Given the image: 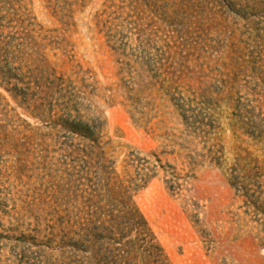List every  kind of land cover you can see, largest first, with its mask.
Returning <instances> with one entry per match:
<instances>
[{
	"label": "rangeland",
	"instance_id": "374dc122",
	"mask_svg": "<svg viewBox=\"0 0 264 264\" xmlns=\"http://www.w3.org/2000/svg\"><path fill=\"white\" fill-rule=\"evenodd\" d=\"M107 183L170 264H264V0H0V264Z\"/></svg>",
	"mask_w": 264,
	"mask_h": 264
},
{
	"label": "trees",
	"instance_id": "16d2710c",
	"mask_svg": "<svg viewBox=\"0 0 264 264\" xmlns=\"http://www.w3.org/2000/svg\"><path fill=\"white\" fill-rule=\"evenodd\" d=\"M241 117L237 116L238 121ZM87 128L73 125L69 130L82 137ZM231 129L234 133L237 124ZM108 184L81 195L72 194L74 206L69 203L71 208L65 209L63 216L53 211L42 241L29 239L30 247L51 253L45 264H170L147 219L126 191ZM52 253L58 254L56 263L51 261ZM21 256L18 263L28 264L25 255Z\"/></svg>",
	"mask_w": 264,
	"mask_h": 264
}]
</instances>
